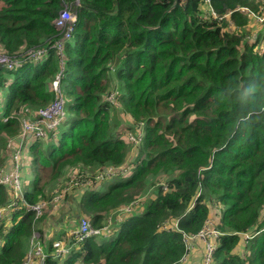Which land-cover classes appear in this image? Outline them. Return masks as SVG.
I'll list each match as a JSON object with an SVG mask.
<instances>
[{"label": "trees", "instance_id": "16d2710c", "mask_svg": "<svg viewBox=\"0 0 264 264\" xmlns=\"http://www.w3.org/2000/svg\"><path fill=\"white\" fill-rule=\"evenodd\" d=\"M64 4L77 18L63 56L48 48L31 57L55 42L53 19ZM261 4L0 0V51L22 60L0 67L3 169L13 166L16 147L2 155L6 137L17 141L22 117L34 118L54 98L60 70L72 98L61 129L29 139L30 187L20 196L0 183V264H21L33 227L39 232L47 209H59L75 188L82 215L108 230L71 239L64 255L52 244L63 233L46 242L39 235L47 243L42 264H177L183 232L196 234L207 217L219 231L209 264H264V22L256 31L250 12ZM116 91L129 127L112 115L107 96ZM110 167L113 175L96 178ZM148 184L151 194L124 211ZM39 202L44 210L35 216L29 205ZM114 209L123 212L110 227ZM244 234L246 254L237 252Z\"/></svg>", "mask_w": 264, "mask_h": 264}, {"label": "built area", "instance_id": "2783aa9c", "mask_svg": "<svg viewBox=\"0 0 264 264\" xmlns=\"http://www.w3.org/2000/svg\"><path fill=\"white\" fill-rule=\"evenodd\" d=\"M205 2L209 3L210 0H204ZM247 11L249 10L248 8L244 7ZM70 9L64 5L60 11L58 12L57 16L53 19V24L54 27L58 30L60 35H57L55 42L48 47H44L40 50H37L33 53H31V57L37 58L38 57V52H41L44 54L47 50V48L53 47L55 48L60 57L63 56V49H64V41L68 40L71 35L72 31L74 29V25L76 22L75 17L73 14L69 11ZM252 15L257 18L259 21H264V0H262L261 4V10L257 12H252ZM211 13L215 15V12L213 9H211ZM256 19V20H257ZM22 63V60L16 56L9 55L8 53L1 52L0 51V67H5L8 69L15 68L19 66ZM63 75L62 70H60L56 76L52 80V89L54 92V98L52 101L47 104L44 107H39L37 110V115L34 116V118H26L22 117L21 119V132L18 136L17 141L14 142V139L9 141L7 143L8 147H11L13 144H15V149L13 150V161L14 165L12 168L8 171H0V183L1 184H6V185H11L15 189H18L19 187V168H18V163H19V157L21 154V144L16 145L17 143H21L22 141L30 138V133H33V137H43L45 135V129H52L56 126L57 124L62 121L63 119V107H64V99L61 95L60 91V79ZM111 98V96H110ZM29 109L26 107L25 111L27 112ZM114 168L110 167L107 168L105 174L112 173ZM103 174H98L97 176H102ZM58 196L55 197L57 199ZM134 204L133 202L130 203V205H127L124 207V211H129L131 205ZM44 203L39 202L35 204H30L29 208L34 210L35 216H37L41 210L44 208ZM4 208H0V219L2 216V211ZM173 225H175V220H173ZM110 224V221L108 222ZM165 225H171L169 224V221L165 222ZM204 229V228H202ZM201 229V230H202ZM99 230H108V225L103 226L101 229L93 227L91 225L90 219L87 217H81L79 219V222L77 226L71 231L70 235L71 237L66 239H56L53 241V246L55 247L56 251L58 254L64 255L67 254L71 248L70 240L73 239L75 242H79L87 237H89L92 234L99 233ZM200 231V230H199ZM198 231V232H199ZM210 233L216 234V231L213 229H210ZM197 232V233H198ZM203 232V231H202ZM204 233V232H203ZM191 234H188V238L190 237ZM183 237H184V242L186 240V233L183 232ZM33 239L30 240V246L29 250L27 253H25V256L21 262V264H38L39 261H41V264L43 263V258L46 256L42 249V245L36 243L37 249H34V246L31 245ZM215 249V244L212 243L211 241L206 242V252H205V257H204V264H209L211 260V254Z\"/></svg>", "mask_w": 264, "mask_h": 264}, {"label": "rangeland", "instance_id": "374dc122", "mask_svg": "<svg viewBox=\"0 0 264 264\" xmlns=\"http://www.w3.org/2000/svg\"><path fill=\"white\" fill-rule=\"evenodd\" d=\"M64 5H66V4H64ZM201 8H202V5H201ZM70 12L73 14V16L76 19L77 18L76 13L75 12H72V11H70ZM263 22L264 21H259L257 19L256 31L259 30L263 26V24H262ZM254 32H255L254 30H251V34H254ZM52 85H53V83H52ZM66 89H67L66 80H62L61 81V84H60V91H61V95H62V97L64 99V105H70L72 103V98L67 93V90ZM116 93H117V91L110 93L107 96V100H109V101L112 100V96L111 95H113L115 97L116 96ZM110 96H111V98H110ZM4 100H5L4 88H2L0 86V117L3 116V110H2V108H3L4 104H5ZM116 100L112 102L115 105L114 104H113V106L111 105V109H113L112 110V115L113 116L115 115L116 119L123 117L124 120L126 121L125 123H123V125L129 127V124L127 123L128 122V116H123L124 113H125V111L121 108V104L118 102V100H117V103H116ZM51 101H52V99H51ZM65 110L67 111L66 106H64L63 109H62V111H63V119L61 121L62 123H64V122L67 121V116H66ZM4 117L5 116H3L2 119H4ZM62 123L59 122L57 124L59 126V127L57 126L58 129H61L62 128V126H61ZM136 134H137V131H133V134H130V135H136ZM130 135L129 134H125L124 135L126 142H129L131 140V136ZM137 136L139 137V142H141L142 134H140L138 132ZM13 138H14L13 136L12 137H8V136L6 137V140H5V149H3V147L1 148L2 155H4L5 153H8V156L10 155V148L7 146V143L9 141H11ZM25 141L26 140L22 141L21 143H17L16 145L21 144V147H22L23 144H25ZM27 144H29V143H27ZM133 145H136V144H133ZM132 151H134L133 147H132ZM12 158H13V153H12ZM29 159H30L29 149L28 148L26 149L25 146H23L22 147V150H21V155L19 157V163H18L19 174H20V176H19V179H20V186H19V188H20V190L22 189L21 187H23V185H21V180H22L21 179V175L24 173L26 175H30V177H31L32 174H33V171H34L33 165H32V163L30 162ZM7 161H8V158H6V157H3L2 158V163H7ZM0 166H1L0 167V171L4 170L3 169L4 166H2V165H0ZM30 180H31V178H30ZM153 187L154 186H149V184H148L146 186V191H144L145 194L144 195L141 194L140 196H138V198L134 199L132 202L135 203V201L137 200L136 201V204H139L140 201L143 198H145V197H147L148 195L151 194V192L153 190ZM127 205H130V204H125L124 207H126ZM124 207H123V209H124ZM43 210H44V208L41 210V212H40L41 214L43 213ZM211 211H214V210H211ZM120 212H121L120 209H114L112 211V213L108 215L109 221H110V227L113 225V223H112V217L116 216L118 218ZM69 223H70V220H67V224H69ZM169 224L173 225V221L170 220L169 221ZM203 228L204 229H202V230L200 229V231L198 233L190 235L189 238L187 236L188 234H186V237H187L186 240H185V249H186V252H185L184 256L177 262V264H204V257H205V252H206V242L211 241V236H216V234L210 233L211 231H209V230L210 229L215 230L218 235H219V231L217 230L216 225H215V221H214V219L212 217H207L206 222H205V225H204ZM34 230H35V226L33 227V230L31 232L30 236L27 238L26 248H25L26 252L25 253H27V251L29 250L30 240L31 239H33L32 242H31V245L34 246V249H37L38 248L37 245H36V243H38V244L41 245L39 235ZM242 236H243V240L238 244V246H237V252L242 253V254H246L247 253L246 246H247V242H248L249 239H248V235H245L244 234ZM38 264H41V261H39Z\"/></svg>", "mask_w": 264, "mask_h": 264}, {"label": "crops", "instance_id": "0c3cea01", "mask_svg": "<svg viewBox=\"0 0 264 264\" xmlns=\"http://www.w3.org/2000/svg\"><path fill=\"white\" fill-rule=\"evenodd\" d=\"M28 147L29 146L27 145L25 146L26 149ZM4 171L6 170L4 169ZM33 176L34 171L31 177L30 175H26L24 173L21 175V185H23V187H21V192L24 189L30 187ZM84 183L81 185L83 188L86 186V184L88 185V182ZM80 190L81 188L73 189L72 194H69L68 198L65 202L62 203L63 205L59 209L54 206H51L52 208L49 207L47 209V216L45 220L39 225V232H37L38 235H41V238L44 242L52 241V239L59 233H63L61 236H65L67 238L70 235V231H72L77 226L80 219L79 217L83 216L80 207ZM67 220H70L69 224H67ZM46 246L47 243L45 244V246L43 245V247L45 248ZM43 251L45 250L43 249Z\"/></svg>", "mask_w": 264, "mask_h": 264}, {"label": "clouds", "instance_id": "9594fccd", "mask_svg": "<svg viewBox=\"0 0 264 264\" xmlns=\"http://www.w3.org/2000/svg\"><path fill=\"white\" fill-rule=\"evenodd\" d=\"M206 3H207V2H206ZM207 4L209 5V3H207ZM209 6H210V5H209ZM74 26H75V25H74ZM56 30H57V29H56ZM73 31H74V29H73ZM73 31H72V34H73ZM57 35H60L59 32H58V30H57ZM71 37H72V35H71ZM71 37H70V38H71ZM70 38H69V39H70ZM69 39H68V40H69ZM66 42H67V40L64 41V47H65ZM51 45H52V44H51ZM51 45H50V46H51ZM47 47H48V46H47ZM50 48H53V47H50ZM54 49H55V48H54ZM47 50H48V48H47ZM47 50H46V52H47ZM55 50H56V49H55ZM56 51H57V50H56ZM46 52H45V53H46ZM57 53H58V51H57ZM63 53H64V49H63ZM58 54H59V53H58ZM59 58H60V55H59ZM52 80H53V79H52ZM60 84H61V80H60ZM110 101L113 102V100H110ZM4 119H5V117H4ZM45 135H46V134H45ZM45 135H44L43 137H45ZM29 136H30V135H29ZM31 137H33V136H31ZM31 137L28 138V139H26L25 144H23V146H26V145L29 146V145L31 144L32 140L29 141V139H31ZM27 143H29V144H27ZM23 146H22V147H23ZM28 148H29V147H28ZM20 155H21V154H20ZM13 165H14V163H13ZM11 168H12V167H11ZM106 170H107V169H106ZM7 171H8V170H7ZM115 172H116V169H114L112 173H109V174H103V176H100V177L96 175V178H103L104 176H110V175H113ZM19 176H20V174H19ZM4 185H6V184H4ZM81 185H82V184H81ZM8 186H11V185H8ZM19 186H20V179H19ZM12 187H13V186H12ZM13 189H14V193H15V195H20V196H21L22 192H21V190H20L19 187H18V189H15V188L13 187ZM18 190H19V191H18ZM70 233H71V231H70ZM70 237H71V235H69V237H67L66 240H67L68 238H70ZM64 239H65V238H64ZM55 240H56V239H55ZM42 249H43V248H42Z\"/></svg>", "mask_w": 264, "mask_h": 264}]
</instances>
